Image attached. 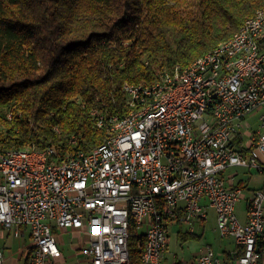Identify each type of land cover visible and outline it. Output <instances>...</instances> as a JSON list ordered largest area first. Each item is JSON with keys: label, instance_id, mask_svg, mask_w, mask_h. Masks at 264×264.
Returning <instances> with one entry per match:
<instances>
[{"label": "built area", "instance_id": "2783aa9c", "mask_svg": "<svg viewBox=\"0 0 264 264\" xmlns=\"http://www.w3.org/2000/svg\"><path fill=\"white\" fill-rule=\"evenodd\" d=\"M123 90L125 115L92 111L106 137L88 151L61 158L52 146L0 148V264H57L55 229L82 241L79 260L130 264L131 226L142 264H162L168 227L194 233L209 209L233 247L220 254L206 245L170 264H264V187L243 196L226 174L240 166L264 179V8L189 65Z\"/></svg>", "mask_w": 264, "mask_h": 264}, {"label": "trees", "instance_id": "16d2710c", "mask_svg": "<svg viewBox=\"0 0 264 264\" xmlns=\"http://www.w3.org/2000/svg\"><path fill=\"white\" fill-rule=\"evenodd\" d=\"M258 8L264 0H0V148L92 149L106 137L93 110L122 117L124 84L189 65ZM129 231V263L142 264Z\"/></svg>", "mask_w": 264, "mask_h": 264}, {"label": "rangeland", "instance_id": "374dc122", "mask_svg": "<svg viewBox=\"0 0 264 264\" xmlns=\"http://www.w3.org/2000/svg\"><path fill=\"white\" fill-rule=\"evenodd\" d=\"M245 124L249 125L251 129L257 128V116L256 114H250L245 117ZM264 159V154H261ZM226 174H235L232 180L233 182L237 180L246 181L247 172L244 167L233 166L227 169ZM251 179H260L263 178L262 175L257 172L252 173ZM232 182V183H233ZM245 185V184H244ZM248 187H244L243 196L249 195L251 188L258 185L257 182H248L246 184ZM235 214L240 222L245 220L244 212V200L241 198V201H238L235 206ZM209 218L206 220L204 225L202 223L196 222L194 224V233L200 235L199 238H193L189 240H181L178 236V232L182 234L189 231V227L184 224H175L168 227V249L165 254V259H163L162 264H170L172 260L175 259H189L199 253L200 248L206 245H210L214 252L224 253V251L229 250L233 247L232 238H223L219 235L218 231L215 228V213L213 209H209ZM57 242L61 244L62 257L57 259V264H90L89 262L79 261V256L75 251V247L78 246L82 241L77 237L71 236L70 233H64L61 237L57 238ZM5 243L11 246V250L14 254L19 249V245L16 240L8 238L5 240ZM2 245V241H0ZM224 248H226L224 250ZM59 262V263H58Z\"/></svg>", "mask_w": 264, "mask_h": 264}, {"label": "crops", "instance_id": "0c3cea01", "mask_svg": "<svg viewBox=\"0 0 264 264\" xmlns=\"http://www.w3.org/2000/svg\"><path fill=\"white\" fill-rule=\"evenodd\" d=\"M247 172V171H246ZM251 176H253L250 172H247V178H246V181L244 182V181H242V180H237V181H235V183H237V184H239L240 186H242V187H248L246 184L248 183V182H257L258 183V185L257 186H255V187H253V188H251L252 190H254V189H257V188H263L264 187V179L263 178H261V180L260 179H255V180H253V179H251ZM245 184V185H244ZM205 223V222H204ZM204 223L202 224V226L204 225ZM64 233H70V235L71 236H74V237H76L77 235L76 234H73V233H71L69 230H63V229H58V230H56L55 229V234H56V237L57 238H59V237H61ZM58 245H59V248H60V251H61V255L57 258V259H59V258H61L62 257V248H61V244H59L58 243ZM77 247V246H76ZM75 247V248H76ZM201 249V248H200ZM226 248H224V250H225ZM227 250V249H226ZM76 251V250H75ZM78 254V253H77ZM166 254V253H165ZM163 259H165V256H164V258ZM58 261V260H57ZM80 262L81 261H84V260H79ZM85 263H86V261H84ZM88 262V261H87ZM59 263V262H58Z\"/></svg>", "mask_w": 264, "mask_h": 264}]
</instances>
